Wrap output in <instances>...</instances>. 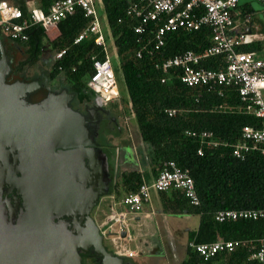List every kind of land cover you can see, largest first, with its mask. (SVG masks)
Wrapping results in <instances>:
<instances>
[{
    "label": "trees",
    "instance_id": "trees-1",
    "mask_svg": "<svg viewBox=\"0 0 264 264\" xmlns=\"http://www.w3.org/2000/svg\"><path fill=\"white\" fill-rule=\"evenodd\" d=\"M56 1L34 0L46 13ZM94 2L99 18L103 17V24L100 22L102 31H106L105 46L95 44L94 37L74 43L91 23L77 9L50 31L37 26L29 31L26 42L13 41L27 48L28 56L11 70L20 72L21 66L35 64L48 51L52 59L49 79L63 75L78 102H91L93 92L87 82L94 72L93 62L108 56L110 41L118 61L117 67H112L120 91L119 105L132 116L148 161V166L140 170L130 156H124L132 166L122 171L114 183L116 199L136 193L146 178H156L165 163L172 161L188 170L199 198V205L193 206L181 190L157 192L165 214L198 217L197 228L187 232V245L179 264H256L250 254L264 240V218L219 223L214 216L221 210L264 209V155L254 151L244 160L233 155L242 129L260 127L261 120L245 112L236 87H190L180 81V71L171 70L164 75L161 70V64L176 55L186 51L203 53L211 44V30L203 27L197 31H169L162 37L163 44L156 48L161 22H149L141 33H136L141 19L128 13L136 0ZM258 48L252 44L239 50L256 52ZM61 51L64 54L57 59ZM200 66L219 70L224 67V60L221 56H209ZM121 89L126 91L127 98L122 96ZM216 240L244 244L208 261L188 246L189 242Z\"/></svg>",
    "mask_w": 264,
    "mask_h": 264
},
{
    "label": "built area",
    "instance_id": "built-area-1",
    "mask_svg": "<svg viewBox=\"0 0 264 264\" xmlns=\"http://www.w3.org/2000/svg\"><path fill=\"white\" fill-rule=\"evenodd\" d=\"M136 1L128 8V13L141 19V25L135 28L136 33H141L149 22H161L156 36L158 40L156 48L163 44L162 37L169 31L179 29L197 31L203 27L211 30V44L203 53L186 51L169 58L161 64L162 73L165 75L171 70L180 71V81L190 87L197 85L212 87L215 84L236 87L245 112L260 119L261 126H245L242 129L241 140L234 146L233 155L240 160H244L254 151L264 155V59L259 58L255 52L239 50L242 45L249 42V35L246 32L237 34L232 32L233 14L237 9L238 0ZM258 1L264 6V0ZM77 9H81L84 15L91 19V23L75 38L74 43L94 37L95 44L105 46L94 0H57L48 8L47 13L40 9L34 0H24L22 4L0 0L1 36L12 42H26L32 28L41 26L46 31H50L67 16L74 15ZM63 54L64 51H61L56 58H60ZM209 56H221L224 67L219 70L202 68L201 62ZM93 68L94 72L87 86L93 92L94 104L99 108H105L116 103L120 98V91L109 57L102 61L94 60ZM162 80L164 82V79ZM202 135L210 136L206 133ZM198 153L201 155V151ZM172 189L183 191L191 205H199L194 182L188 170L178 167L172 161L165 163L151 183H143L136 193L113 203L110 214L104 222V226L107 227L106 234L100 233L103 239L105 236H113V241L121 242L125 239L122 233H127L129 230L128 217L142 211L143 206L150 202L151 192H165ZM263 218L264 209L221 210L214 216L215 221L219 223ZM243 244L240 241L216 240L199 244L189 242L188 246L204 261H208L220 253L232 252ZM119 252L120 256L123 255L127 259L137 255L124 246H121ZM250 259L256 264H264V240H261L258 248L252 249Z\"/></svg>",
    "mask_w": 264,
    "mask_h": 264
},
{
    "label": "water",
    "instance_id": "water-1",
    "mask_svg": "<svg viewBox=\"0 0 264 264\" xmlns=\"http://www.w3.org/2000/svg\"><path fill=\"white\" fill-rule=\"evenodd\" d=\"M12 1L22 4L24 0ZM0 63L3 64L0 70V163L3 166L0 169L8 170L9 165L5 163H11L10 154L15 155L10 174L16 171L22 174L18 179L20 183L15 186L23 201V211L8 223L2 220L0 206V264L12 261L13 264H60L63 261L81 264L76 249L92 248L94 256L101 258V264H125L121 256L103 246V236L89 216L99 197L106 193L108 182L104 181L98 189L93 178L106 174V169L102 161L97 160L99 152L94 150L84 117L69 105L74 95L62 91L49 94L38 103L29 102L28 97L40 84L6 82L11 72L10 59L1 38ZM59 98H64V105L54 106ZM85 153L95 157L98 167L94 170L91 165L94 160L83 159ZM76 206L86 209L70 214L72 209L77 211ZM51 213L57 218L71 215L85 218L86 228L82 230L86 236H79L76 227L79 222L75 219L72 233L68 232L72 239L62 245L59 237L52 235L55 229L51 226ZM55 224L61 236L67 237L60 227L63 222ZM85 237L89 241L83 246L81 240ZM122 237H126V232Z\"/></svg>",
    "mask_w": 264,
    "mask_h": 264
},
{
    "label": "rangeland",
    "instance_id": "rangeland-1",
    "mask_svg": "<svg viewBox=\"0 0 264 264\" xmlns=\"http://www.w3.org/2000/svg\"><path fill=\"white\" fill-rule=\"evenodd\" d=\"M8 1L12 2V0ZM240 1L242 3H250L251 5L256 7V10L260 9L262 6L258 0ZM100 20L103 24V17L102 19L100 18ZM105 32H103L104 35H106ZM1 38L4 39V37ZM5 44L6 46L4 47V49L10 59V68L14 70L16 66H18L20 63H24L27 59V48L18 46L14 43L12 46V41H10L9 39H6ZM107 53L111 65L116 68L118 61L116 57V52L111 42L107 44ZM260 56L264 57V53ZM51 66V54L47 51L43 55H41L40 59L35 64H24L23 66H21L20 72H13L11 70L10 75L6 78V82L10 84L15 81H35L41 84L42 88L38 90L39 92H37V94L35 95L34 93H32L28 97V100L31 103H38L45 99L49 94H57L63 90L75 96V94L69 90L68 83L65 81L63 75L60 74L53 80L49 79L48 76L52 70ZM121 94L124 98H127L126 91L124 89H121ZM89 104H93V99L91 100V102H85L83 104L76 102V99L72 98L69 103L71 109L74 108L82 115H85V107L89 106ZM119 104L120 103L118 100L116 103L110 104L105 107L104 112H108L106 113L107 116L101 117L97 123L92 124V122L90 121H85V128L87 129L88 134L90 135L91 142L97 147L96 152H99L97 153V160L102 161V164H104L106 169V174L103 173L102 175H94L93 178L97 181L98 185L99 182L102 184L104 181H106V183L108 182L106 193L99 197V200L97 201L96 205L92 208L89 215L92 220H94V222L99 226L100 233L102 235L106 234L107 227L104 226V222H106V219L110 214V209L113 203L118 202L122 199L121 197L118 200L116 199V195L115 193H113L114 183L118 180V176L122 171L132 166V164L126 162L127 160L124 159L125 152L127 150L130 151L132 159L135 161V165L141 164L143 167L148 166L146 151L144 150V145L138 139L133 118L128 113L127 108H121L122 106L120 107ZM110 118H112L114 122H110ZM151 193L152 207L158 209L159 203L155 196L157 192L152 191ZM168 216H170L167 218V225L169 228H176L174 225L179 226V229L195 228L198 222L197 216ZM129 223L131 224V227L134 225L131 220H129ZM131 232H134V228L131 229ZM184 234L185 233L183 232V230H180L179 234L177 233V236L179 235V238L177 240L178 242L180 240L179 243H181L180 246H182V248H179L177 251H172L168 253L167 258H164L162 260L156 259V262L151 261L149 264H179L181 259L183 258L184 251L187 245V236H185ZM112 238L113 236H105L103 246L109 252H112L116 256H120L119 251L121 249V246H125L127 247V249L137 250L136 243L134 242H131L129 240H123L121 242L113 241ZM145 255L143 254V256ZM121 257L125 262V256L122 255ZM140 257L142 256L139 255L136 257V259H139ZM84 259L86 260V262L84 260V264H89V256L86 255Z\"/></svg>",
    "mask_w": 264,
    "mask_h": 264
},
{
    "label": "crops",
    "instance_id": "crops-1",
    "mask_svg": "<svg viewBox=\"0 0 264 264\" xmlns=\"http://www.w3.org/2000/svg\"><path fill=\"white\" fill-rule=\"evenodd\" d=\"M255 8L256 7H254L250 3H242L240 0H238L237 9L233 14L234 30L232 32L233 34L246 32V34L249 35V42L245 45H242L241 47H247L252 44H257L259 48L255 53L259 58L264 59V57L260 56L264 53V6L262 5L261 8L257 10ZM245 20H247L248 22H246ZM1 37L2 36H0V38ZM127 151L130 153L129 150ZM127 151L125 152L124 156H130L132 158L131 153L129 154L127 153ZM137 166L140 170L143 169L142 165L138 164ZM154 179L155 177L149 176L148 178H146V183L149 184ZM155 196L159 203L158 209L152 207L150 198V202L143 206L141 212L137 214H131L128 217V238L129 241L136 243L137 247V250H129H132L136 252L137 255L142 256L139 258L140 260L136 259L137 255L132 258L134 264H149L151 261L156 262V259L162 260L164 258H167L168 253L177 251L179 248H182V246H180L181 243H179L180 240L179 242L177 240L179 238V235L177 236V233L179 234V231L183 230V232L185 233L184 235L187 236V232L189 230H194L198 226L199 221L197 222L195 228L179 229L180 227L177 225H174L176 228H169L167 225V218L170 216L163 212L157 193L155 194ZM129 219L132 221V223H134L132 227L129 223ZM133 228L134 232H131V229ZM143 254L146 255L143 256ZM125 259L127 258L125 257Z\"/></svg>",
    "mask_w": 264,
    "mask_h": 264
},
{
    "label": "flooded vegetation",
    "instance_id": "flooded-vegetation-1",
    "mask_svg": "<svg viewBox=\"0 0 264 264\" xmlns=\"http://www.w3.org/2000/svg\"><path fill=\"white\" fill-rule=\"evenodd\" d=\"M6 39L7 38H4V47L6 46V44H5ZM13 43L14 42H12V44H11L12 46H13ZM41 88H42V85L40 86V88L38 90H40ZM38 90L36 92H34V95L37 94V92H39ZM63 91H65V90H63ZM73 98H75V96ZM76 102H78V101L76 100ZM79 103H82V102H79ZM84 103L85 102H83V104ZM104 109L105 108H99V107H97L94 104V102H93V104H89V106H86L85 107V110H84L85 111V115H82V114L81 115L84 117V119H85L86 122L90 121V122H92V124L93 123H97L100 120L101 117L107 116L106 113H108V112H104ZM72 110L76 111L74 108ZM76 112H78V111H76ZM78 113H80V112H78ZM109 121L110 122H114L112 118H110ZM96 148L97 147L94 146V150L95 151H97ZM127 153H129V152L127 151ZM85 155L86 156H84L83 159L88 158L89 161L90 160H94L93 161L94 165L91 164L92 167H93V170H94V168H97L98 166H97L95 157L92 158V156H91L90 153H86ZM12 156H15V155H13V154H10L9 155V158H10V162L11 163H8V165H9L8 170L7 169H4V168L3 169H0V206H1V211H2L1 212L2 220L5 223L10 222L11 220H16V218L19 216L20 212L23 211V201H22V197L19 194L17 187L15 185H13V182H11V181L8 180V179H10V176L13 177V178H15V179H17V180L22 177V174L20 172H17V171L15 173H13V174H10V169L13 170V167H14L13 166L14 163H13ZM5 165H7V164H5ZM2 166H3V164H0V167H2ZM88 178H86V179H88ZM102 186H103V184L100 183L98 185V189H100ZM85 209H86L85 207L82 208V206H80L78 213H82ZM68 212L69 211H67V213ZM69 213L70 214H73L74 212H69ZM50 217L52 218L51 223L53 225H56L55 223H57V222H63V225L60 226V227H62V229L65 230L67 233L68 232L72 233V231H70V230L75 227L74 220L75 219L78 220L79 226L76 224L77 231L80 233L79 234L80 236L81 235L84 236L85 231L82 230V229L86 228V224H85L86 219L85 218H82L80 215H76V216L75 215L74 216H72V215L71 216H63V217L57 218V217H53V215L51 213L50 214ZM93 222H94V220H93ZM64 224L68 225V227L66 225H64ZM96 226L98 228V233L100 234L99 226L97 224H96ZM79 227H81V229ZM123 240H129V238H128V232L126 233L125 239H122L121 241H123ZM103 241H104V239L102 238V244H103ZM84 245H86V244H84ZM92 250H93V248L92 249H89L87 251H83V250H80V249L77 250L78 255H80V257H81V264H84V260H85L84 257L86 255L89 256V260H88L89 261V264H101V258L97 259L98 257H95L94 256V253L92 252ZM137 256H139V255H137ZM85 262H86V260H85ZM124 263L125 264H132L133 263L134 264V261L132 260V258H130V259H125V262Z\"/></svg>",
    "mask_w": 264,
    "mask_h": 264
},
{
    "label": "bare ground",
    "instance_id": "bare-ground-1",
    "mask_svg": "<svg viewBox=\"0 0 264 264\" xmlns=\"http://www.w3.org/2000/svg\"><path fill=\"white\" fill-rule=\"evenodd\" d=\"M2 66H3V64L2 63H0V70H1V68H2ZM63 102H64V98H59L56 102H54L56 105H54V106H57V107H59V106H63L64 104H63ZM74 153V152H73ZM7 154V153H6ZM86 154V153H85ZM84 156H86V155H84ZM0 164H2V163H0ZM5 164H8V163H5ZM9 175V174H8ZM86 175H87V178L89 177L88 176V174L86 173ZM10 176V175H9ZM9 181H11V182H13V184L14 185H16V184H19L20 182L17 180V179H15V178H13V177H11L10 176V179H8ZM76 208V210L77 211H74L73 209L71 210V208L70 209H68V211L69 210H71L70 212H79V208H80V206H76L75 207ZM49 216H50V214H49ZM51 218V217H50ZM52 221V219H50V222ZM51 226H52V229H55L53 232H52V235H55V237L57 238V237H59V239H60V243L62 244V245H67L69 242H70V240L72 239L71 237H68V234L69 233H67L65 230H63L62 229V227H61V229L63 230L62 232L67 236V237H63V236H61L62 234H61V232L59 233V230L56 228V226H54L52 223H51ZM54 233V234H53ZM80 236V235H79ZM83 236V235H82ZM84 236H86V234H84ZM86 237L83 239V240H81L82 241V244H83V246H85L84 244H86L87 245V242L89 241H86ZM82 244H80V245H82ZM61 245V246H62ZM76 253H77V249H76ZM77 255H78V253H77ZM10 264H13V261L12 262H10ZM60 264H69V262H62V263H60Z\"/></svg>",
    "mask_w": 264,
    "mask_h": 264
}]
</instances>
